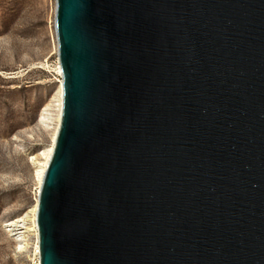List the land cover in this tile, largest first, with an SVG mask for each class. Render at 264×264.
<instances>
[{
	"label": "water",
	"instance_id": "obj_1",
	"mask_svg": "<svg viewBox=\"0 0 264 264\" xmlns=\"http://www.w3.org/2000/svg\"><path fill=\"white\" fill-rule=\"evenodd\" d=\"M55 31L41 264H264V0H56Z\"/></svg>",
	"mask_w": 264,
	"mask_h": 264
},
{
	"label": "rangeland",
	"instance_id": "obj_2",
	"mask_svg": "<svg viewBox=\"0 0 264 264\" xmlns=\"http://www.w3.org/2000/svg\"><path fill=\"white\" fill-rule=\"evenodd\" d=\"M55 12L56 0H0V264H31L36 252V170L60 102ZM16 219L21 240L7 226Z\"/></svg>",
	"mask_w": 264,
	"mask_h": 264
},
{
	"label": "bare ground",
	"instance_id": "obj_3",
	"mask_svg": "<svg viewBox=\"0 0 264 264\" xmlns=\"http://www.w3.org/2000/svg\"><path fill=\"white\" fill-rule=\"evenodd\" d=\"M58 72L59 74L63 75L62 73V69H61V66L59 64V67H58ZM60 99H59V113H58V118H57V126L55 128V131L53 133V136H52V144L51 146L49 147V149L47 150L45 154V161H43V164L40 166L39 169L36 170V176L38 178V196L40 194V190H41V187H42V183H43V179H44V175H45V172L47 170V167L49 165V162L51 160V157L53 155V152H54V147H55V142H56V138H57V135H58V131H59V127H60V124H61V120H62V110H63V85H62V78H61V81H60ZM43 117L42 118H45L46 114H42ZM36 197V200H35V204L34 206L31 208V212H32V222H33V227H34V231H35V235L37 237V243H36V252H38L40 254V245H39V231H38V225H37V213H38V206H39V197ZM22 222V219H16L12 222H10L7 226L8 227H12L14 229H12V231H16V233L14 234L17 235V238L21 240V232L18 231L19 227L21 228L20 226V223Z\"/></svg>",
	"mask_w": 264,
	"mask_h": 264
},
{
	"label": "built area",
	"instance_id": "obj_4",
	"mask_svg": "<svg viewBox=\"0 0 264 264\" xmlns=\"http://www.w3.org/2000/svg\"><path fill=\"white\" fill-rule=\"evenodd\" d=\"M31 264H41L40 254L38 252H34Z\"/></svg>",
	"mask_w": 264,
	"mask_h": 264
}]
</instances>
